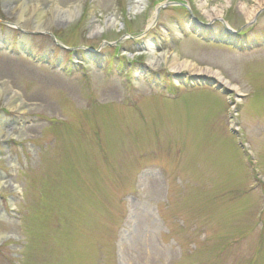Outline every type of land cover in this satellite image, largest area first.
Wrapping results in <instances>:
<instances>
[{
    "label": "rangeland",
    "instance_id": "374dc122",
    "mask_svg": "<svg viewBox=\"0 0 264 264\" xmlns=\"http://www.w3.org/2000/svg\"><path fill=\"white\" fill-rule=\"evenodd\" d=\"M134 2L0 0V264H264V7Z\"/></svg>",
    "mask_w": 264,
    "mask_h": 264
},
{
    "label": "bare ground",
    "instance_id": "6f19581e",
    "mask_svg": "<svg viewBox=\"0 0 264 264\" xmlns=\"http://www.w3.org/2000/svg\"><path fill=\"white\" fill-rule=\"evenodd\" d=\"M143 4V0H135V2L131 5V10L135 13L139 12L141 10V6ZM264 7V0H258V3L256 4V6L249 12L248 18H250V16L253 15V13L257 10ZM71 12V11H69ZM222 16V11L218 10V11H214L213 14L210 17H220ZM115 20L111 19L110 23H114ZM38 28L42 30H45V28L43 26H40V23L37 25ZM40 31L39 29H34V31ZM167 54H163L160 57H154L153 59H151L149 61V66L153 67V68H157L158 66H160L161 62H165L167 59ZM170 68L173 72H181L183 70H188L191 73H194L195 76L198 75H205V76H212L215 79H217L220 83H223L225 85L230 86L233 89H236L239 91V89H237L236 86H233L229 83L228 80H226L225 78L222 77V75L218 72V71H213L210 68H201L199 67L197 64L190 62V61H179L177 58H175L173 60V62L170 65ZM11 109H17V110H22L23 107L21 106V104L17 103L15 105H12ZM7 137H11V138H19L20 135L16 133V131H6L3 133V129L0 128V139H6ZM2 181H0L1 184Z\"/></svg>",
    "mask_w": 264,
    "mask_h": 264
},
{
    "label": "water",
    "instance_id": "95a60500",
    "mask_svg": "<svg viewBox=\"0 0 264 264\" xmlns=\"http://www.w3.org/2000/svg\"><path fill=\"white\" fill-rule=\"evenodd\" d=\"M191 15H192V12H191ZM202 24V22H199L198 25ZM28 34H40L42 33L41 31H27ZM52 38L54 39V37L52 36ZM86 51L88 49L84 48ZM197 77H200V75H198ZM201 78H204L201 82H197V83H202V84H207V85H216V88L217 89H220L222 85H220V83H218V81L214 78H209V77H206V76H202Z\"/></svg>",
    "mask_w": 264,
    "mask_h": 264
},
{
    "label": "flooded vegetation",
    "instance_id": "af4514ba",
    "mask_svg": "<svg viewBox=\"0 0 264 264\" xmlns=\"http://www.w3.org/2000/svg\"><path fill=\"white\" fill-rule=\"evenodd\" d=\"M2 116H0V118H1Z\"/></svg>",
    "mask_w": 264,
    "mask_h": 264
}]
</instances>
